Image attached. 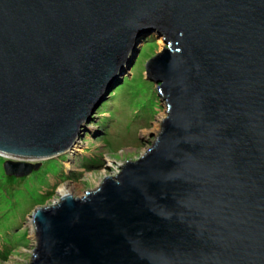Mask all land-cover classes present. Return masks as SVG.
<instances>
[{"label":"water","instance_id":"95a60500","mask_svg":"<svg viewBox=\"0 0 264 264\" xmlns=\"http://www.w3.org/2000/svg\"><path fill=\"white\" fill-rule=\"evenodd\" d=\"M153 31L160 131L34 210L29 264H264V0H0L4 170L69 151Z\"/></svg>","mask_w":264,"mask_h":264},{"label":"rangeland","instance_id":"374dc122","mask_svg":"<svg viewBox=\"0 0 264 264\" xmlns=\"http://www.w3.org/2000/svg\"><path fill=\"white\" fill-rule=\"evenodd\" d=\"M165 47L154 31L136 40L132 61L94 111L77 152L30 161L33 169L25 175L6 173L4 164L17 160L0 154V264L30 263L36 245L31 216L59 201L64 186L71 187L73 197H82L151 147L166 109L145 67Z\"/></svg>","mask_w":264,"mask_h":264},{"label":"bare ground","instance_id":"6f19581e","mask_svg":"<svg viewBox=\"0 0 264 264\" xmlns=\"http://www.w3.org/2000/svg\"><path fill=\"white\" fill-rule=\"evenodd\" d=\"M77 143H78V141H77ZM77 143L76 144H74V146L69 150V151H67L66 153L68 154V153H70L71 155H72V152L74 153V152H77ZM61 192V194L64 196V195H68V194H71V187H69V186H64V188H62V190L60 191ZM33 227V226H32ZM31 233L32 234H34V228L32 229V231H31Z\"/></svg>","mask_w":264,"mask_h":264}]
</instances>
